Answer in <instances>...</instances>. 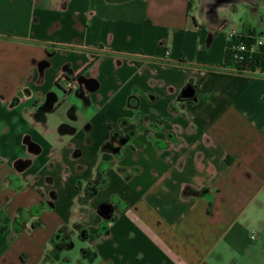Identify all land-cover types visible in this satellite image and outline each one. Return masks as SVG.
I'll use <instances>...</instances> for the list:
<instances>
[{
    "label": "crops",
    "instance_id": "0c3cea01",
    "mask_svg": "<svg viewBox=\"0 0 264 264\" xmlns=\"http://www.w3.org/2000/svg\"><path fill=\"white\" fill-rule=\"evenodd\" d=\"M221 24L191 0H0V264L75 237L77 264H264V75L226 66Z\"/></svg>",
    "mask_w": 264,
    "mask_h": 264
},
{
    "label": "rangeland",
    "instance_id": "374dc122",
    "mask_svg": "<svg viewBox=\"0 0 264 264\" xmlns=\"http://www.w3.org/2000/svg\"><path fill=\"white\" fill-rule=\"evenodd\" d=\"M191 3L198 17L215 24L224 22V19H228L231 24L246 20L264 28V0H191ZM43 234L44 232H39V237L43 238ZM74 244L73 248L60 253L61 260L55 264H77V259L81 256V248L85 243L75 237ZM66 256L71 258L69 263L62 261Z\"/></svg>",
    "mask_w": 264,
    "mask_h": 264
},
{
    "label": "built area",
    "instance_id": "2783aa9c",
    "mask_svg": "<svg viewBox=\"0 0 264 264\" xmlns=\"http://www.w3.org/2000/svg\"><path fill=\"white\" fill-rule=\"evenodd\" d=\"M225 27V28H224ZM226 29V66L236 72L251 75H264V32L240 31L231 23L220 25ZM165 54H169L166 51ZM76 88L73 80L66 79L63 89L71 91ZM256 237L255 231L249 234L250 239Z\"/></svg>",
    "mask_w": 264,
    "mask_h": 264
},
{
    "label": "trees",
    "instance_id": "16d2710c",
    "mask_svg": "<svg viewBox=\"0 0 264 264\" xmlns=\"http://www.w3.org/2000/svg\"><path fill=\"white\" fill-rule=\"evenodd\" d=\"M225 63H228V60L226 58V54H225ZM104 182L103 181H98L97 183L96 182H89L87 183L86 185V191L87 190H90L89 192H94L97 187L101 184H103ZM51 243H52V246L56 249V250H59L61 248H67L70 244H71V241L69 240V237L68 235L66 234L65 230L64 229H60L58 230L52 237L51 239Z\"/></svg>",
    "mask_w": 264,
    "mask_h": 264
},
{
    "label": "water",
    "instance_id": "95a60500",
    "mask_svg": "<svg viewBox=\"0 0 264 264\" xmlns=\"http://www.w3.org/2000/svg\"><path fill=\"white\" fill-rule=\"evenodd\" d=\"M85 86L88 88V89H93L94 85H93V81L91 79H87L85 81ZM183 96H190L192 93H191V90L190 89H184V91L182 92ZM99 214L100 215H105V216H108L110 214V207L108 204L106 203H103L99 206V210H98Z\"/></svg>",
    "mask_w": 264,
    "mask_h": 264
}]
</instances>
